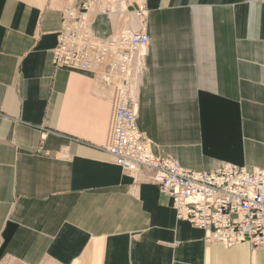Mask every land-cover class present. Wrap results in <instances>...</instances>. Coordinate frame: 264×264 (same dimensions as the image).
I'll return each mask as SVG.
<instances>
[{
  "label": "crops",
  "instance_id": "0c3cea01",
  "mask_svg": "<svg viewBox=\"0 0 264 264\" xmlns=\"http://www.w3.org/2000/svg\"><path fill=\"white\" fill-rule=\"evenodd\" d=\"M69 2L0 0V264H264V248L206 244L106 153L105 72L52 64ZM128 2L147 8L135 92L153 155L264 171V0ZM122 26L138 30L131 14L91 19L101 40Z\"/></svg>",
  "mask_w": 264,
  "mask_h": 264
},
{
  "label": "built area",
  "instance_id": "2783aa9c",
  "mask_svg": "<svg viewBox=\"0 0 264 264\" xmlns=\"http://www.w3.org/2000/svg\"><path fill=\"white\" fill-rule=\"evenodd\" d=\"M146 13L144 4L131 8L128 0H74L62 11L53 66L105 72L104 80L112 87V111L104 150L123 172L148 173L159 193L171 199L177 221L202 230L209 245L264 248V171L230 164L207 172L186 170L171 158L155 157L139 131L135 87L149 45ZM101 14L127 24L131 14L138 30L118 27L101 40L91 28L92 16Z\"/></svg>",
  "mask_w": 264,
  "mask_h": 264
},
{
  "label": "rangeland",
  "instance_id": "374dc122",
  "mask_svg": "<svg viewBox=\"0 0 264 264\" xmlns=\"http://www.w3.org/2000/svg\"><path fill=\"white\" fill-rule=\"evenodd\" d=\"M68 2H69V0H68ZM69 4H70V2H69Z\"/></svg>",
  "mask_w": 264,
  "mask_h": 264
}]
</instances>
